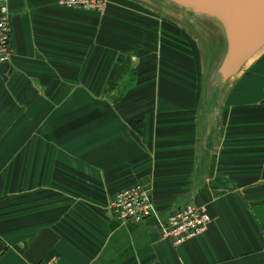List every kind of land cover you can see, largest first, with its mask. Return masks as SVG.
I'll use <instances>...</instances> for the list:
<instances>
[{
    "label": "crops",
    "instance_id": "0c3cea01",
    "mask_svg": "<svg viewBox=\"0 0 264 264\" xmlns=\"http://www.w3.org/2000/svg\"><path fill=\"white\" fill-rule=\"evenodd\" d=\"M9 9L0 264H264L260 71L235 83L219 136L201 143L202 59L180 26L131 0L104 12L58 0ZM136 183L151 190L155 214L121 222L108 205ZM186 204L213 220L175 244L162 224Z\"/></svg>",
    "mask_w": 264,
    "mask_h": 264
},
{
    "label": "water",
    "instance_id": "95a60500",
    "mask_svg": "<svg viewBox=\"0 0 264 264\" xmlns=\"http://www.w3.org/2000/svg\"><path fill=\"white\" fill-rule=\"evenodd\" d=\"M131 1L196 36L203 62L198 134L201 143L216 139L230 89L264 55V0Z\"/></svg>",
    "mask_w": 264,
    "mask_h": 264
},
{
    "label": "built area",
    "instance_id": "2783aa9c",
    "mask_svg": "<svg viewBox=\"0 0 264 264\" xmlns=\"http://www.w3.org/2000/svg\"><path fill=\"white\" fill-rule=\"evenodd\" d=\"M61 6L104 12L109 0H58ZM10 0H0V64L12 61L13 29L9 9ZM108 210L121 222H142L155 214L151 190L141 183L120 190L110 201ZM213 217L205 207L186 204L171 212L162 224V236L175 244L204 234Z\"/></svg>",
    "mask_w": 264,
    "mask_h": 264
},
{
    "label": "rangeland",
    "instance_id": "374dc122",
    "mask_svg": "<svg viewBox=\"0 0 264 264\" xmlns=\"http://www.w3.org/2000/svg\"><path fill=\"white\" fill-rule=\"evenodd\" d=\"M137 5H140V4H138V3H136ZM140 6H142V5H140ZM142 7H144V6H142ZM144 8H146V7H144ZM148 9V8H147ZM150 10V9H149ZM150 11H152V10H150ZM153 12V11H152ZM154 14H156L158 17H160L161 19H164V20H166V21H169V22H172V23H174V24H177L178 26H180L181 27V29H182V32H183V34H184V36H185V38H187V39H189L193 44H195L196 46V50H197V57H199L200 58V60L202 59V57H201V49H200V46H199V44H198V40H197V38H196V36L194 35H192L189 31H188V29L183 25V24H181V22L179 23V22H176L175 21V19L174 18H172V17H170V15H166V14H161V13H156V12H153ZM173 19V20H172ZM202 61V60H201ZM202 63V67H201V70H202V72H203V62H201ZM250 70L252 71H260V73H259V75H258V78H259V80L261 81H263L264 80V56H263V58L260 60V61H258V63H257V65H255L254 67H251L250 68ZM259 84L260 83H256V82H254L253 83V85L252 86H255V88L258 90L259 89ZM201 85H202V82H201ZM234 87V86H233ZM233 87L230 89V91L233 89ZM228 96V95H227Z\"/></svg>",
    "mask_w": 264,
    "mask_h": 264
},
{
    "label": "trees",
    "instance_id": "16d2710c",
    "mask_svg": "<svg viewBox=\"0 0 264 264\" xmlns=\"http://www.w3.org/2000/svg\"><path fill=\"white\" fill-rule=\"evenodd\" d=\"M168 22V21H165ZM139 123V122H138ZM132 125L140 131V127L137 126V121H132Z\"/></svg>",
    "mask_w": 264,
    "mask_h": 264
}]
</instances>
